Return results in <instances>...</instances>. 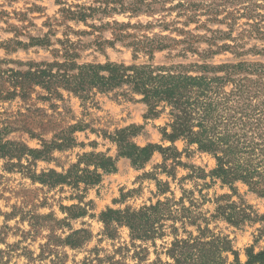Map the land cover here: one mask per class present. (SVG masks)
Here are the masks:
<instances>
[{
	"label": "rangeland",
	"instance_id": "374dc122",
	"mask_svg": "<svg viewBox=\"0 0 264 264\" xmlns=\"http://www.w3.org/2000/svg\"><path fill=\"white\" fill-rule=\"evenodd\" d=\"M109 64L207 79L212 150L165 138L170 106L152 116L129 85L75 89L82 66ZM132 127L128 142L160 147L142 167L117 142ZM2 145L0 264L170 262L172 237L133 244L125 226L106 235L101 217L182 198L197 225L231 242L227 264H246L264 251V0H0ZM219 158L252 182L224 183ZM51 172L67 184L38 181ZM82 229L83 246L59 245Z\"/></svg>",
	"mask_w": 264,
	"mask_h": 264
},
{
	"label": "trees",
	"instance_id": "16d2710c",
	"mask_svg": "<svg viewBox=\"0 0 264 264\" xmlns=\"http://www.w3.org/2000/svg\"><path fill=\"white\" fill-rule=\"evenodd\" d=\"M78 84L75 86L78 91L87 88H97L108 91L129 85L135 94L143 97L142 101L148 106L152 116H158V107L166 103L170 106L172 116L171 134L165 131L164 137L175 142L178 139H186L191 144H197L199 150L210 152L211 145L208 140V80L190 76L174 75L163 69L152 66L125 67L122 65L109 64L107 66L85 65L80 68ZM106 73V75H105ZM138 132L137 128L122 130L118 133L117 142L122 150L123 156L130 158L135 166L147 163L153 153L160 147L150 145L146 148H139L129 137H134ZM127 138V139H126ZM126 140V147L121 142ZM1 149L5 145L0 146ZM61 148V147H57ZM175 150V149H174ZM169 151V149L167 150ZM32 155H43L42 152L31 151ZM178 153V151H176ZM179 154V153H178ZM37 158V157H36ZM219 170L214 174L223 179L224 183L234 181L252 182L248 175L249 170L238 167L234 173L227 169V162L219 158ZM106 165L107 163H102ZM98 169H105V166ZM230 172H229V171ZM219 173V174H218ZM44 178H52L46 181ZM69 176L58 175L54 172L41 176L38 181L42 184L60 185L67 184ZM100 180L98 173L91 174V181L87 184L94 185ZM163 186V185H160ZM180 206V209H177ZM196 217L192 215L190 208H187L182 198L179 202L175 200L159 201L154 205L144 207L139 211H113L108 210L102 214V222L105 225V234L113 237L115 226H125L130 230V237L134 244L136 241H155L158 238L170 236L173 238L166 255L170 262L158 260L156 264H227L226 255L233 251L231 242L224 238L212 235L208 227L197 225L193 221ZM171 222L170 225L167 223ZM181 222V227L177 223ZM196 226L198 235L186 232L181 236L180 229L185 230L187 225ZM168 231V233H167ZM208 232L211 236H208ZM88 230L82 229L72 233L65 240H60L59 245L77 249L91 239ZM146 250L142 249L135 253L139 261H144ZM246 264H264V251L259 254L249 253ZM236 264H240L237 262Z\"/></svg>",
	"mask_w": 264,
	"mask_h": 264
}]
</instances>
